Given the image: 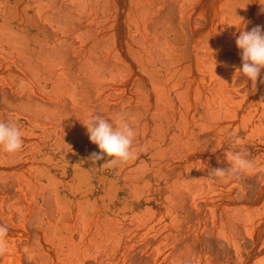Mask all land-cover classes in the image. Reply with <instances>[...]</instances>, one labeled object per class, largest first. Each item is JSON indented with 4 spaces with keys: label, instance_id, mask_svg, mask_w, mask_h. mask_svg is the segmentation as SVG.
I'll return each instance as SVG.
<instances>
[{
    "label": "rangeland",
    "instance_id": "1",
    "mask_svg": "<svg viewBox=\"0 0 264 264\" xmlns=\"http://www.w3.org/2000/svg\"><path fill=\"white\" fill-rule=\"evenodd\" d=\"M262 8L0 0V120L23 132L0 151V264H264V69L237 77L235 44ZM118 112L137 158L93 165L83 123ZM245 149L252 170L209 177Z\"/></svg>",
    "mask_w": 264,
    "mask_h": 264
},
{
    "label": "clouds",
    "instance_id": "2",
    "mask_svg": "<svg viewBox=\"0 0 264 264\" xmlns=\"http://www.w3.org/2000/svg\"><path fill=\"white\" fill-rule=\"evenodd\" d=\"M264 12V8L261 9ZM239 21L243 24L239 36L235 40L240 50L241 66L236 68V76H243L251 81L255 88L261 70L264 69V25H255L251 30L245 31L246 24L242 18ZM216 66V62H215ZM264 84V78L259 80ZM20 87H25L26 82L21 81ZM136 117L125 112H118L113 120L104 118L101 115H91L83 125L91 143L95 144L99 152H92L88 159L96 165L98 161L105 160L101 167H114L125 164L137 158V151L133 148L136 137L134 122ZM233 138V145L240 143L236 132H230ZM23 132L20 127L11 121L0 120V151L14 154L22 149ZM247 150L229 151L227 155L228 167H215L208 170L211 178L227 176H240L253 169V161L249 158ZM9 229L0 224V256L7 251Z\"/></svg>",
    "mask_w": 264,
    "mask_h": 264
}]
</instances>
